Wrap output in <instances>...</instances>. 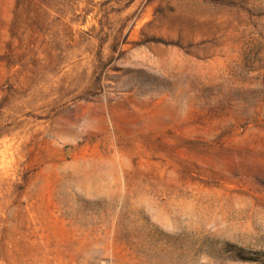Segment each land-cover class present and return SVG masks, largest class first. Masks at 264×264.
I'll use <instances>...</instances> for the list:
<instances>
[{
    "label": "rangeland",
    "instance_id": "rangeland-1",
    "mask_svg": "<svg viewBox=\"0 0 264 264\" xmlns=\"http://www.w3.org/2000/svg\"><path fill=\"white\" fill-rule=\"evenodd\" d=\"M0 264H264V0H0Z\"/></svg>",
    "mask_w": 264,
    "mask_h": 264
}]
</instances>
